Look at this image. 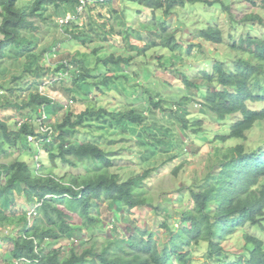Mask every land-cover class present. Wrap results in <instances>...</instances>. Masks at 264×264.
Instances as JSON below:
<instances>
[{"label": "trees", "instance_id": "1", "mask_svg": "<svg viewBox=\"0 0 264 264\" xmlns=\"http://www.w3.org/2000/svg\"><path fill=\"white\" fill-rule=\"evenodd\" d=\"M21 1L23 5L20 6ZM122 1L141 4L153 14L156 21L157 11L161 10L166 20L157 22L155 25H147V34L139 35L126 20L128 16L124 9L114 7L112 0H95V6H89L83 0H0V8L3 9L0 16L7 14L0 25V33L3 35L0 39V61L5 59L8 48L17 47L39 66L42 53L36 50L38 42L31 34L40 30L39 20L51 18L46 13L48 6L59 7L62 3L82 6L77 19L88 11L96 12V6H99L106 12L94 13L100 17V21L95 20L96 15L93 17L91 13V25L93 26L91 30L102 33V36L108 34L121 39L130 53L99 57L95 68L90 66L89 59H87L89 56L84 52L83 57L81 55L72 58L73 64L67 61L63 63L67 72L71 71L72 65L76 66L73 70L76 77L73 80L83 82L81 84L87 86L86 80L95 77V72L99 68L130 66L137 55L147 53L146 50L155 45H162L171 51L178 50L183 41L177 37L175 31L167 30V25L172 21L178 7L187 2H203L213 5L221 0ZM248 1L252 5H259V0ZM261 4L264 10V0H261ZM224 6L228 11L230 10L229 5L224 4ZM77 19L70 20L64 32L69 39L81 44L85 40L83 36L87 33L84 32L83 35L73 29L74 25H78ZM240 21L243 24L264 25V15L262 12L253 11L244 15ZM233 22L240 24L235 19ZM144 36L149 40L153 36V41L147 40ZM196 36L216 45L224 41L223 30L217 25L201 29ZM105 39H107L106 36ZM139 39L146 41L147 45L144 48L136 43ZM184 44L187 45V43ZM202 46L201 43L188 42L187 53L191 55L196 52V47L199 49ZM228 46L239 52L232 69H227L223 61L216 60L209 69H198L194 78L188 74H183L182 78L188 92H195L199 86L203 89V100L200 101V106L217 119L224 120L228 115L237 113L240 115L231 125L228 136L216 137L223 141L228 138L247 139L248 131L254 128L258 121L264 120V107L252 109L248 106L249 102L264 103V36L254 37L248 34L247 38H240L239 43L234 41ZM55 55V53L51 54L49 58ZM122 74V76L105 75L104 77L106 80L115 81L125 76L123 72ZM134 77L138 78L136 74L128 78ZM64 80L67 79L64 78ZM139 80H137L138 83H140ZM129 81L134 84L130 79L127 82ZM108 83L110 81L105 82L104 86H108ZM93 87L102 93L101 84L93 86L88 83V89L92 88L94 91ZM1 92L4 91L1 90ZM71 100L74 101V99ZM66 101L68 102L65 103H69L70 99ZM65 103L63 99L52 97V94L44 87L42 91L30 92L21 103H7L6 109H16L21 117L16 122L18 127L15 129L10 126L14 116L6 113L0 114V153L17 147L24 137L29 141V135L41 137L42 134L35 122L41 106L46 105L48 114L52 115L49 111L52 106L64 107ZM148 103L149 106L139 105L143 108L144 113L142 114L137 113L134 106L126 107L116 113L104 107L96 110L85 109L80 113H75L68 108L63 118L52 125L55 133L53 140L37 146L39 148L49 147L47 149L48 158L56 166L58 159L63 164L75 168L82 166V163L86 161H91L92 168H87L86 165L84 174H73L70 177L69 172L59 177L55 173H42V176L33 179L34 173L26 161L18 158L0 164V186H3L0 187V209L4 213L0 217V229L5 226L10 227L8 222L16 219L17 216L22 218L28 213H34L31 216L33 227L32 229L24 228L22 231L25 234L32 231L33 235L44 245L58 244L61 241L68 242L67 249L63 247L50 250L42 248L41 252L45 255L37 260L33 255L31 242L20 244L16 241L15 250L9 253L8 264L12 261L22 264L24 260L37 261V264H56V258L61 254L62 248L66 249L64 251L68 257L65 264H196L193 248L201 246L202 241L208 242L206 255L208 262L206 264H264V242L258 237L249 233L243 234L247 252L238 250L231 254L224 243L228 237L246 224L263 225L264 222V151L260 148H247L245 144L224 148L216 153V159L211 164L208 163L204 168L205 171L203 170L200 187H189L188 206L175 210L179 219L175 220V223H171L168 219L162 223V228L167 232L165 239L158 240L154 231L137 226L127 240L118 236H106L100 245L96 242L90 246L75 243L80 233L92 239L97 235L96 233L107 231L102 214L96 212L102 202L120 203L123 209L131 214L135 213V209H158L152 198L134 193V185H139L148 177L150 170H144L134 178L121 180L120 173L117 171L124 165L118 164L120 161L115 158L113 150L103 147L99 142H92L86 138L82 141L78 139L83 129L88 128L86 125L89 123H91L92 133L96 136L97 132H100L97 137L104 139L108 136L105 130H109V126L113 128L116 120L124 121V129L126 125L129 127V125L143 123L146 115H150L145 108L154 107L158 111L161 108V99L155 101L150 96ZM105 117H109L112 123L99 124L98 127L101 129H95L94 126L97 124L94 123L99 118ZM26 118L27 120L20 124V121ZM184 119L183 122L188 121ZM37 160L40 164L39 156ZM113 168L115 171L112 170ZM36 173H41L40 168L37 167ZM83 177H86V181L77 179ZM64 182L73 185L83 183V187L77 194L72 191L71 187H62L61 184ZM14 192L22 193L20 197L25 201L26 206L31 207H23L17 201L16 203L12 196ZM65 192L69 193L72 198H65L62 195ZM46 194L53 195L45 199ZM5 201H9L8 207L3 208ZM35 201H40L38 206ZM113 219L115 222L116 217ZM77 250H79V255Z\"/></svg>", "mask_w": 264, "mask_h": 264}, {"label": "rangeland", "instance_id": "2", "mask_svg": "<svg viewBox=\"0 0 264 264\" xmlns=\"http://www.w3.org/2000/svg\"><path fill=\"white\" fill-rule=\"evenodd\" d=\"M83 1L89 6L96 4L95 0ZM121 1L112 0L113 6L124 9L128 16L126 20L136 30V34L143 33L145 35L148 30H146L147 25H155L157 22L166 20L161 10L157 11L156 21L153 14L141 4ZM258 2V6L252 5L248 0H221L213 5L203 2H187L178 7L172 21L167 25V30L175 31L177 37L183 41L178 50L171 51L162 45H155L141 56H136V53L133 52L136 57L132 60V65L122 68H99L95 72V77L86 80L87 86L81 84L83 82L73 80L76 77L73 74L76 66L72 65L71 71L67 72L63 63L65 64L67 61L73 64L72 58L81 55L83 57L84 52L89 56L86 58L89 59L90 66L95 68L99 57L130 53L124 47L125 43L121 39L111 37L106 33L107 39H105L102 33L91 30L93 27L91 13L93 17L96 15L95 20L100 21V17L94 13L106 12L99 6H96V12L88 11V14L85 13L80 19L77 18L82 9L81 6L68 3H62L59 7L48 6L46 13L51 18L39 20L40 30L31 34L38 42L36 50L42 53L39 66L17 47L8 48L5 59L0 61V91H4L0 93V114L6 113L14 116L10 122L11 128L18 127L16 122L21 115L16 109H6V104L21 103L30 92L41 90L42 86L52 94V97L63 99L64 103L70 99L64 107L52 106V109L49 110L53 119L59 121L68 108L75 113H80L85 109L96 110L104 107L116 113L126 107L134 106L135 111L142 114L144 113L143 108L139 105L149 106L150 96L155 101L161 99L159 111L154 107L152 109L145 108L150 112V115L147 114L144 122L138 123L140 125L134 124L129 127L126 125L124 129V121L114 119L116 123L113 128L109 126V130H105L108 136L104 139L97 137L100 132H97L96 136L92 133L91 123H89L86 125L88 128L83 129L82 134L78 136L79 141L85 138L88 140V137L92 136V142H99L103 147L113 150L115 158L120 161L118 164L124 165L117 171L120 173L121 180L134 178L144 170H150L148 177L141 182L142 184L134 185V193L152 198L158 209H135V213L131 214L124 210L120 203L102 202L96 212L102 214L107 231L96 233L97 235L92 239L86 238L84 234L80 233L75 242L77 245L90 246L95 242L100 245L106 236H118L127 240L137 226L154 231L158 240L165 239L167 232L162 228V223L167 219L171 223H175L174 221L179 219L175 210L188 206L189 187H200L204 168L216 159L217 152L237 144H245L247 148H260L264 151V120L258 121L255 127L248 131L247 139L228 138L226 141L216 139V137L228 136L231 125L240 115L237 113L228 115L224 120L217 119L200 106V101L203 100V89L199 86L195 92H188L182 82L183 74L194 78L198 69H209L216 60L223 61L227 69H232L239 52L232 50L228 45L234 41L239 43L240 38H247L248 34H252L254 37L264 36V25L243 24L240 21L247 13L253 11L264 13L261 0ZM19 4L23 5L22 1ZM224 4L230 6L229 11ZM140 10L141 13H139ZM69 15L72 18L75 17L74 19H77L78 22V25L73 26V29L83 35L84 32L87 33L86 36H83L85 40L81 44L69 39V36L64 32L70 23L67 22ZM234 19L240 24L234 23ZM213 25H217L223 30L224 41L222 44L206 42L196 36L201 29ZM144 38L149 40L146 36ZM149 41H153V36ZM145 42L140 39L136 41L141 48L147 45ZM188 42L201 43L203 46L199 49L196 47V52L189 55L187 53ZM54 53L56 55L49 58ZM122 72L125 76L115 81L106 80L104 77L105 75L122 76ZM135 74L138 78H128ZM61 78L67 80H60ZM128 79L134 84H131L130 81L127 82ZM138 79H140V83L137 82ZM108 81H110L108 86H104V83ZM88 83L93 86L101 84L103 86L102 93H99L94 87L95 92L92 91V88L88 89ZM71 99H74L73 103H71ZM248 106L252 109H262L264 103L249 102ZM180 117H184L188 121L183 122L185 119ZM102 123L109 125L112 122L109 117L99 118L94 123L97 124L94 128L100 130L101 128L98 126ZM48 148H39L36 143L29 142L24 137L17 147L0 153V164L19 158L29 164L34 174L38 167L41 173H55L59 177L72 172V170H75L74 174H84L86 165L87 168H92L91 163L89 164L87 161L82 163L83 168L81 165L75 168L63 164L59 159L56 166L48 158ZM37 156H39L40 164L37 163ZM112 170L115 171L114 168ZM12 196L15 202L17 201L23 207L26 206L22 197L14 196L13 193ZM8 203L9 201L3 202V208L8 207ZM113 217H116V221L119 223L114 222ZM245 233L254 235L264 242V222L263 225L246 224L228 237L224 243L231 254L238 250L247 252L243 240ZM9 243L12 242L9 241ZM67 244V241H61L58 244L47 243L46 250L55 248L56 245L67 249ZM207 251V241H202L201 246L193 248L196 264L208 262Z\"/></svg>", "mask_w": 264, "mask_h": 264}, {"label": "clouds", "instance_id": "3", "mask_svg": "<svg viewBox=\"0 0 264 264\" xmlns=\"http://www.w3.org/2000/svg\"><path fill=\"white\" fill-rule=\"evenodd\" d=\"M0 12H3V9L0 8ZM264 15V13H262ZM7 14L5 13L3 16H0V25L3 23V19L6 18ZM3 38L2 33H0V39ZM88 140H92V136L88 137ZM89 164L91 161L88 162ZM82 168L84 165L81 166ZM75 170H72V172L69 173V176L71 177L74 174ZM42 173H35L33 174V179L42 176ZM84 179L86 181V177L83 178H77ZM62 187H71L72 191L74 193H80L81 187H83V183H79L77 185L70 184L68 182H64L61 184ZM3 187V186H0ZM14 196H22V193L14 192ZM53 194H46L45 199L48 198V196ZM62 195L67 198L71 199V195L67 192L62 193ZM37 206L39 205L40 201H35ZM4 215L3 210L0 209V217ZM34 215V213H28L27 215L23 216L22 218L20 216H17L16 219L10 220L8 223L11 225L10 227L5 226L4 228L0 229V264H8V257L9 253L11 251H14L16 248V241H19L20 244H28L31 242V246L33 247V255L34 257L38 258L45 255V253L41 252L42 248H47L46 245L41 244L40 241L36 238V236L33 235L32 231H29L27 234H25L22 230L24 228L32 229L33 227V220L31 219V216ZM11 241L12 243H9ZM57 248H60L59 245H56ZM77 254L79 255V250H77ZM66 251L61 249V254L56 258V264H65V260L67 259ZM11 264H17V262L12 261ZM22 264H37V261L29 262L27 260H24Z\"/></svg>", "mask_w": 264, "mask_h": 264}, {"label": "built area", "instance_id": "4", "mask_svg": "<svg viewBox=\"0 0 264 264\" xmlns=\"http://www.w3.org/2000/svg\"><path fill=\"white\" fill-rule=\"evenodd\" d=\"M74 18H72L69 15L67 22H70V20ZM42 90H43V86L40 91ZM71 103H73V100H71ZM25 120H27V118L20 121V124L23 123ZM57 121H58L57 119H53L52 115L48 114L46 105L41 106V108L39 109V115L35 119V122L38 124L39 132L42 134V136L38 137L36 135H29L28 140L30 142L36 143L37 145L51 142L55 134L52 125L56 123Z\"/></svg>", "mask_w": 264, "mask_h": 264}]
</instances>
